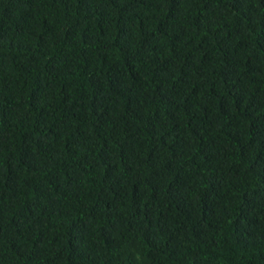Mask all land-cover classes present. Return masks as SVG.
Instances as JSON below:
<instances>
[{"label":"trees","instance_id":"obj_1","mask_svg":"<svg viewBox=\"0 0 264 264\" xmlns=\"http://www.w3.org/2000/svg\"><path fill=\"white\" fill-rule=\"evenodd\" d=\"M0 264H264V0H0Z\"/></svg>","mask_w":264,"mask_h":264}]
</instances>
